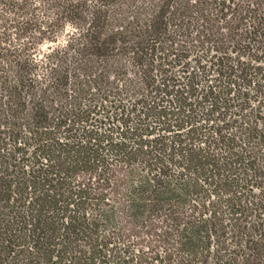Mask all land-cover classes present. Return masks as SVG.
I'll list each match as a JSON object with an SVG mask.
<instances>
[{
    "label": "trees",
    "instance_id": "trees-1",
    "mask_svg": "<svg viewBox=\"0 0 264 264\" xmlns=\"http://www.w3.org/2000/svg\"><path fill=\"white\" fill-rule=\"evenodd\" d=\"M37 1L0 0V264H264V0Z\"/></svg>",
    "mask_w": 264,
    "mask_h": 264
},
{
    "label": "rangeland",
    "instance_id": "rangeland-1",
    "mask_svg": "<svg viewBox=\"0 0 264 264\" xmlns=\"http://www.w3.org/2000/svg\"><path fill=\"white\" fill-rule=\"evenodd\" d=\"M121 1V0H120ZM32 5L37 6L38 5V1L37 0H32ZM119 5H121L118 1L117 6L119 7ZM38 17H40V11L39 9H37V14ZM78 27H76L73 24H65L64 27L62 28V30L56 34H54V36L56 35V38L53 41H49V40H45L40 42L39 44H37V49L35 51V58L39 59L41 57V55H43L44 52H46L51 46H53V44H58V45H62L66 40L67 37L70 36L72 33H76ZM71 37V36H70Z\"/></svg>",
    "mask_w": 264,
    "mask_h": 264
}]
</instances>
